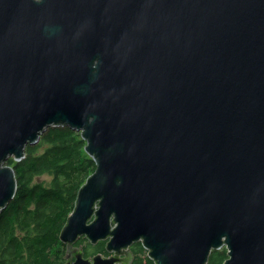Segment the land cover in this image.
<instances>
[{
    "label": "water",
    "instance_id": "obj_1",
    "mask_svg": "<svg viewBox=\"0 0 264 264\" xmlns=\"http://www.w3.org/2000/svg\"><path fill=\"white\" fill-rule=\"evenodd\" d=\"M52 127L96 165L65 264H264V0H0V214Z\"/></svg>",
    "mask_w": 264,
    "mask_h": 264
},
{
    "label": "trees",
    "instance_id": "obj_2",
    "mask_svg": "<svg viewBox=\"0 0 264 264\" xmlns=\"http://www.w3.org/2000/svg\"><path fill=\"white\" fill-rule=\"evenodd\" d=\"M86 145L81 132L52 127L37 144L27 146L23 160L6 162L14 169L17 192L0 214V264H65L67 245L60 235L79 190L96 169ZM43 176L50 179L37 181ZM83 242L84 237L77 244ZM104 242L94 247H104L100 251L109 254ZM91 245L85 247L86 255ZM142 249L134 252L132 264H154ZM227 258L222 248L212 252L208 264H223Z\"/></svg>",
    "mask_w": 264,
    "mask_h": 264
},
{
    "label": "flooded vegetation",
    "instance_id": "obj_3",
    "mask_svg": "<svg viewBox=\"0 0 264 264\" xmlns=\"http://www.w3.org/2000/svg\"><path fill=\"white\" fill-rule=\"evenodd\" d=\"M100 243H105V242H99L98 243V245L100 244ZM76 246H78V247H80V245H78L77 244V242L73 245V247H76ZM105 246V245H104ZM103 247V246H102ZM143 248V246L141 245V244H139V243H137V244H134L133 245V247H131V250L133 251V252H137V251H140L142 248ZM104 248V247H103ZM103 248H100V247H90L89 249H88V251L90 252V255H86V253H85V251H84V249L85 248H82V251H84V253H85V257L86 258H89V257H92V256H95V255H97V254H102V255H105V256H108L109 254H107L106 253V251L104 250V251H100V250H102ZM144 249V248H143ZM142 249V250H143ZM111 256V255H110ZM109 256V257H110ZM121 257H124L125 256V254H121L120 255ZM71 260H72V262L74 261L72 258H71ZM66 261H67V259H66ZM65 261V262H66Z\"/></svg>",
    "mask_w": 264,
    "mask_h": 264
},
{
    "label": "rangeland",
    "instance_id": "obj_4",
    "mask_svg": "<svg viewBox=\"0 0 264 264\" xmlns=\"http://www.w3.org/2000/svg\"><path fill=\"white\" fill-rule=\"evenodd\" d=\"M50 179V177L49 176H43V177H38L37 178V181H42V180H49ZM70 216V215H69ZM78 242V241H77ZM102 242H104V241H102ZM90 242L89 241H87V242H83L81 245H80V247L81 248H85L88 244H89ZM94 247V246H96V245H91V247ZM76 247H78V246H76ZM79 248V247H78ZM90 248V247H89ZM104 257H106L105 255H103ZM148 257V251H145V253H144V258H147ZM66 263V262H65Z\"/></svg>",
    "mask_w": 264,
    "mask_h": 264
},
{
    "label": "bare ground",
    "instance_id": "obj_5",
    "mask_svg": "<svg viewBox=\"0 0 264 264\" xmlns=\"http://www.w3.org/2000/svg\"><path fill=\"white\" fill-rule=\"evenodd\" d=\"M100 242H101V241H100ZM98 243H99V242H98ZM98 243H97V244H98ZM138 243H139V242H138ZM97 244H92V245H97ZM134 244H136V243H134ZM134 244H133V245H134ZM133 245H132L131 247H133ZM131 247H130V248H131ZM75 248H77V247H75ZM108 253L111 255L110 257H112V256L114 255V252H108ZM72 259H73L74 261L72 262V260H71V263H74L75 260H76V256H73ZM84 259H87V258H85V256H84ZM133 259H134V257H133ZM133 259H132V261H133ZM67 261H69V258H67ZM132 261H131L130 264H132Z\"/></svg>",
    "mask_w": 264,
    "mask_h": 264
}]
</instances>
